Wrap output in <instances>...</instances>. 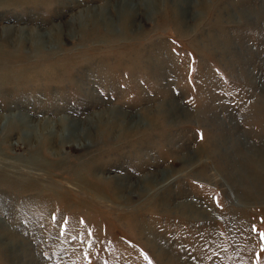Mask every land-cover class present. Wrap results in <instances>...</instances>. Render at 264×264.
Here are the masks:
<instances>
[{"label":"rangeland","instance_id":"obj_1","mask_svg":"<svg viewBox=\"0 0 264 264\" xmlns=\"http://www.w3.org/2000/svg\"><path fill=\"white\" fill-rule=\"evenodd\" d=\"M262 232L264 0H0V264H264Z\"/></svg>","mask_w":264,"mask_h":264},{"label":"bare ground","instance_id":"obj_2","mask_svg":"<svg viewBox=\"0 0 264 264\" xmlns=\"http://www.w3.org/2000/svg\"><path fill=\"white\" fill-rule=\"evenodd\" d=\"M173 106H174V105H171V106H167V107H166V106H162V105H161V106L159 107L160 109L158 110V111H159L158 114H159V115H166L167 113H166L165 111L163 112L162 109H163V110L171 109ZM174 107H175V106H174ZM150 115H151V114H150ZM146 116H149V115H146ZM149 117H150V116H149ZM238 156H240V155H238ZM237 171L239 172V174L237 175L238 178H239V180H240V179L242 180V174L240 173L241 168H240L239 165H238V167H237V169H236V172H237ZM242 171H243V170H242ZM204 211H205V210H203V209L200 208V213H203ZM197 213H199V212H197ZM10 244L13 245V243H10Z\"/></svg>","mask_w":264,"mask_h":264},{"label":"snow or ice","instance_id":"obj_3","mask_svg":"<svg viewBox=\"0 0 264 264\" xmlns=\"http://www.w3.org/2000/svg\"><path fill=\"white\" fill-rule=\"evenodd\" d=\"M260 237H261V240H264V232L260 233ZM150 264H151V262H150Z\"/></svg>","mask_w":264,"mask_h":264}]
</instances>
